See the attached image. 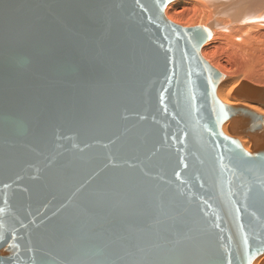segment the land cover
Listing matches in <instances>:
<instances>
[{"label":"water","instance_id":"obj_1","mask_svg":"<svg viewBox=\"0 0 264 264\" xmlns=\"http://www.w3.org/2000/svg\"><path fill=\"white\" fill-rule=\"evenodd\" d=\"M174 1L0 0V264L264 254V116L218 98Z\"/></svg>","mask_w":264,"mask_h":264},{"label":"bare ground","instance_id":"obj_2","mask_svg":"<svg viewBox=\"0 0 264 264\" xmlns=\"http://www.w3.org/2000/svg\"><path fill=\"white\" fill-rule=\"evenodd\" d=\"M210 1L220 3L216 6L214 13L216 22H218L215 24L210 21L212 12L204 13L208 8L200 0H176L167 6L165 15L168 20L182 27H210L212 25L213 37L202 47L201 54L211 66L225 75L224 82L222 81L217 88L218 98L228 106H242L264 116V108L260 107L262 105L234 97L235 90L242 82H247L257 88H264V55L262 56L264 53V0ZM238 8H243L239 9L240 12L245 10V16L239 24L229 27V21L219 15H228ZM221 24H225V26ZM226 40L236 50L244 52L246 56L241 75L244 81H241L240 84L239 80L235 78L238 64L230 59V53L225 49H220L221 42ZM231 53L236 54V52ZM229 128L230 122H226L222 126V131L227 136H229ZM239 140L243 148L251 153L253 142L246 136H240ZM263 255L256 257L252 264L257 262L262 264Z\"/></svg>","mask_w":264,"mask_h":264},{"label":"rangeland","instance_id":"obj_3","mask_svg":"<svg viewBox=\"0 0 264 264\" xmlns=\"http://www.w3.org/2000/svg\"><path fill=\"white\" fill-rule=\"evenodd\" d=\"M201 2H203L208 10H205L204 13H207L208 11L212 12V17L210 19V21H212V23H218L216 22V17L214 16V13H215V10H216V6L217 5H220V3H216V2H213V1H207V0H200ZM235 0H233L234 2ZM239 9H243V8H238ZM236 10L235 12H232L228 15H219V17H222V18H226L229 22H228V25L229 27H233L235 26L236 24H239L240 21H242V18L245 16V10H240L238 11ZM206 17V15H205ZM222 26H225V24H221ZM208 26H210L208 24ZM211 28L212 25L210 26ZM220 49H225L226 52L230 53V59L234 62V63H237L238 64V68H237V71H236V74H235V78L236 80H239L238 83L240 84L241 81H244L243 78H241V75L243 74V63L246 61V56L244 55V52L242 51H239V50H236V48L231 44L229 43L227 40L226 41H222L221 44H220ZM231 52H236V54H232ZM264 55V53L262 54V56ZM224 82V81H223ZM239 86V85H238ZM232 99H234L232 96H231ZM262 108H264L263 106H260ZM244 138V137H242ZM246 139V138H244ZM264 256V255H263ZM258 264V262L256 263Z\"/></svg>","mask_w":264,"mask_h":264}]
</instances>
